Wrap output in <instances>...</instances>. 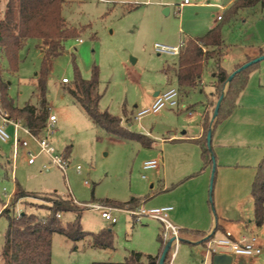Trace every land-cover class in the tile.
<instances>
[{
    "label": "rangeland",
    "instance_id": "374dc122",
    "mask_svg": "<svg viewBox=\"0 0 264 264\" xmlns=\"http://www.w3.org/2000/svg\"><path fill=\"white\" fill-rule=\"evenodd\" d=\"M184 1L66 0L63 17L67 27L77 29L78 36L66 39L63 53L50 60L46 100L50 114L57 117V123L53 130L43 135L58 151L70 150L69 167L66 175L58 169L45 172L28 164L26 150L20 151L14 163V129L11 126L7 128L11 140H0V264H3L2 250L9 226L8 216L2 215V211L10 207L9 216L12 218L22 212L39 216L47 213L22 201L11 207L18 185L31 193L45 196L57 193L70 197L84 209L80 222L86 232L98 233L107 228L114 231L115 244L111 250L92 247L90 236L73 242L54 234L52 264L122 263L132 251L157 255L161 246L158 236L163 237L160 222L148 218L138 222L130 211L113 207L112 214L117 222L111 224L102 218V211L89 207L105 206V201L125 203L132 198H139L146 208L172 206L174 212L170 221L178 228L197 225L203 210L207 218L205 224L217 220L225 233L230 232L237 239L258 238L262 253L252 257L232 255V264H264V219L261 225L256 223L251 195L255 174L250 162L252 157L240 159L241 165L234 162L237 171H222L217 167L211 192L213 165L208 175L202 171L194 175L193 172L202 167L200 147L194 142L182 141L198 133L200 114L205 112L206 97L212 88L214 67L210 65L204 72L203 86L181 90L174 72H166L169 66L177 65L179 56L159 55L154 50L156 44L180 46L192 33L201 35L198 33L202 30L196 29L200 28L201 21L213 15L223 16L221 9L196 7V3H204L207 7L215 3L222 5V0H188L190 6L180 7ZM7 2L0 0V19ZM243 12L244 20L224 24L222 29L230 46L227 62L244 56L249 48L264 53V9L257 6ZM247 36L250 40H246ZM175 38L177 43L173 44L171 40ZM46 50L41 41L27 40L19 50L17 69L12 71L0 48V65L8 83V98L14 106L32 105L40 109L36 84ZM74 59L86 80L91 79L97 67L101 110L125 121L130 118L131 131L147 134L155 140L151 148L135 141H121L93 124L68 91L74 85ZM255 74L264 90V60L258 63ZM64 78L69 83H63ZM172 87L181 91L179 107H168L140 120L135 118L139 111L151 107L156 92L163 93ZM253 100L258 102L255 96ZM183 105L189 108L185 109ZM251 116L256 119V113ZM253 132L263 135L264 128L256 127ZM163 140L168 141L163 144ZM254 147H258L256 143ZM32 149H36L35 146ZM233 150L247 153L245 150ZM184 153L188 157H184ZM215 161L217 164V159ZM190 169L192 175L187 177ZM220 210L226 215L224 220L219 218ZM174 216L186 219L184 223L190 226L181 227L177 221L174 222ZM76 218L74 212L64 213L60 218L61 225L65 227ZM219 237L222 236L219 234L216 238ZM180 239L177 262L187 249H191L195 257L200 255L203 260H208L205 245H190L184 238Z\"/></svg>",
    "mask_w": 264,
    "mask_h": 264
},
{
    "label": "trees",
    "instance_id": "16d2710c",
    "mask_svg": "<svg viewBox=\"0 0 264 264\" xmlns=\"http://www.w3.org/2000/svg\"><path fill=\"white\" fill-rule=\"evenodd\" d=\"M65 3L66 0H8L0 19V48L8 58L12 71L17 69L19 50L27 40L36 39L47 47L43 54L42 68L38 73L36 84L40 96V109L32 105L23 108L14 106L8 98V83L4 80V71L0 65V93L3 107L10 112L11 116L24 120L37 135L44 133L50 115L46 100L50 60L63 53V42L66 39L78 36L77 29L67 27L63 17ZM257 6L264 9V0H236L224 12L221 23L205 36L187 38L179 55L176 79L181 90L193 89L200 85L207 65L209 62H213L216 69L215 94L220 98L225 93L215 122L211 124L210 118L207 117V122L204 123L205 134L197 140L202 150L201 156L205 167L213 165L216 160V158L212 159L213 152L208 148L209 130L213 128L214 133L217 127L232 115L238 106L241 94L249 83L252 72L258 69V63L243 69L233 77L227 86L231 73L222 65L226 50L222 29L224 24L235 21L241 12L254 9ZM261 55L264 53L262 52ZM251 60L253 59H249L247 62ZM74 64V85L68 91L81 105L93 124L121 141H135L146 148L151 147L153 142L146 136L125 128L122 118L109 111L101 110L102 95L99 91L100 79L97 67L94 68L91 79L86 80L82 77L75 59ZM244 64L237 65L234 71L240 69ZM179 94L182 96L180 90ZM66 153L69 156L70 150H67ZM213 156L215 157L214 154ZM251 195L255 206L256 223L261 225L264 219V157L256 168ZM29 199L43 202L32 203ZM21 201L40 207L47 213L44 216H39L34 213L22 212L12 218L9 216L10 207H6L2 211V215H7L9 219L2 250L3 264H52L54 234H60L73 242L84 240L90 236L92 247L104 250L114 248L115 234L112 228L103 229L98 233L83 230L80 218L84 209L75 204L70 197H63L57 193H52L51 196L31 193L18 185L10 206L15 207ZM140 202L139 198H132L125 203L105 201L103 204L109 207L133 210L138 208ZM69 212L76 213L77 218L64 227L61 225L58 215ZM185 232L203 236L200 231L188 230H179V235L181 236ZM208 239L202 242L205 243ZM158 241L161 248L156 256L132 251L123 263L94 262L93 264H159L166 243L162 235L158 236Z\"/></svg>",
    "mask_w": 264,
    "mask_h": 264
},
{
    "label": "crops",
    "instance_id": "0c3cea01",
    "mask_svg": "<svg viewBox=\"0 0 264 264\" xmlns=\"http://www.w3.org/2000/svg\"><path fill=\"white\" fill-rule=\"evenodd\" d=\"M235 1L236 0H222V2H221L222 5H220V3H218V4L215 3V4H211V7H207L204 3H196V7L199 9H201V8H212V7L218 8V9H221L222 15H224V12L226 11V9H228ZM190 5H191V3L189 5H185L183 8L190 6ZM251 10H254V9H251ZM166 11H167V9H166ZM242 13H244V12H242ZM242 13L239 15V17L234 22H238L240 19L244 20V14L242 16ZM247 13H249V12H247ZM218 16H220V14L217 15V17H216V15H213L212 18H209L208 20H205V21H201V23L199 24L200 28L196 27V29L202 30L201 31L202 33H198L201 35H196L197 33H192V35H190L187 38H199V37L205 36L210 30H212L214 27H216L217 25H219L221 23L222 20L219 21ZM222 35H223V40H224V43L226 46L225 56L222 60V65L229 73H232L237 65L244 64L249 59H254L258 56H261L262 51H258L255 48H249V50L245 51L244 56L238 57L237 59L232 60L231 62L230 61L227 62L226 57H227V54L229 52L230 46H228L226 41H225L224 31H222ZM186 39H184V41H182V43H184L186 41ZM246 40H250L249 36H247ZM171 41L173 42V44L177 43L176 38L174 40H171ZM210 65L212 67H214V70H212V72H211V75L213 78L212 88L209 91L210 94L207 95V97H206L205 112L203 114H200V121L198 123L199 124L198 133L195 136H188V137H185L184 139H182V141L194 142L199 147H200V145L197 143V140L201 139L205 134L204 123L207 122L206 118L207 117L209 118L211 116L210 123L212 124L213 111L215 110V107H216L217 102L219 100V97L215 94L214 82L216 81V79H215L216 69H215V65L213 64V62H209L206 70L208 69V66H210ZM176 68H177L176 66L175 67L169 66L167 68L168 72H174L175 78H176ZM257 70L252 72V74L250 76L249 83H248L246 89L241 94V96L238 100V106L235 109V111L232 113V115L228 119H226L221 125H219L213 133L212 152L215 155V158L217 159V162H218L217 163L218 166L215 163L216 169H215V173H214V181L216 178L217 167H219V169H223L222 171H225L224 169H233L234 171H237V168L234 166V162H238V164H239V162H242V161H240V159L245 158V157H246V159L247 158L250 159V157H252L250 162H252L251 164H253L252 166H254V170H255V174H256V168L264 157V134L258 135L257 133L253 132V129L256 127L257 128L258 127L264 128V90L262 89V85L259 84L258 80L256 79L255 73ZM198 86H203V81ZM155 94L153 96L154 100L156 97ZM254 96L256 97L258 102L253 100ZM154 100L152 99V102H154ZM183 107L185 109L189 108V107H186L185 105H183ZM255 113H256V116H255L256 119L251 116L252 114L255 115ZM122 124L125 128H127L128 130L131 131L132 123H131L130 118H126V121L122 119ZM184 134H186V133H184ZM142 135L146 136L149 140H151L153 142L152 145L155 144V140L152 137L148 136L147 134H142ZM167 141L168 140H166V141L163 140V144L167 143ZM253 143L254 144L256 143L258 147L257 148L254 147ZM151 147H149V148H151ZM233 149H235V151H236V149L245 150V151H247V153L245 154V152H233L234 151ZM201 153H202V150L200 147V158L202 161L201 169L197 172H193L190 169L186 173L187 177L191 176L192 172L194 175L199 173L200 171H202V174H205V175L209 174L212 165L207 166V167L204 166ZM185 154L186 153L183 154L184 157H188ZM44 161H45V158H40L35 165H30V166H34V167L37 166V167L41 168V164ZM239 165H241V164H239ZM255 174H254V178H255ZM253 181H254V179H253ZM253 181H252V184H253ZM213 185H214V182H213ZM251 190H252V188H251ZM16 191H17V188H16ZM16 191H15V193H16ZM140 205H142L141 202H140ZM164 207H166V206H164ZM254 211H255V206H254ZM172 212H174L173 207H172V210L169 214V217L171 216ZM204 213L205 212L202 210L201 211L202 216L200 217L198 224L197 225H191V226L187 225V223H184V222H187L186 219H182L181 217H178V216L173 217L174 222L177 221L181 227L182 226L183 227L184 226H190L189 228H179V230L200 231L203 233V236L202 235L201 236H195L189 232L183 233L180 236V238H184L185 241H187V243H189L190 245L203 244L206 246V242L203 243L202 241H205L207 238H216L217 235H219V234H220V236H223L225 234L226 230L223 229L224 228L223 226H220L217 223V220H216V222H212L210 224L207 222V224H205V221H206L205 219H207V218L205 217L206 215ZM219 216H220L219 218H221L222 220H224L226 218L225 213H223L221 210L219 211ZM159 244H160V242H159ZM160 248H161V246H160ZM179 249H180V247H178V251H177V254H176V257L174 260V264H213V258L214 257L208 256L207 257L208 260H205V259L203 260V257L200 255H197V257H195L193 254V251H191V249L184 250L185 251L183 254L184 256L180 258L179 262H177L178 258H179V254H180ZM105 250H111V249H105ZM152 256H154V255H152ZM191 258H193V259H191Z\"/></svg>",
    "mask_w": 264,
    "mask_h": 264
},
{
    "label": "built area",
    "instance_id": "2783aa9c",
    "mask_svg": "<svg viewBox=\"0 0 264 264\" xmlns=\"http://www.w3.org/2000/svg\"><path fill=\"white\" fill-rule=\"evenodd\" d=\"M125 1V0H123ZM190 2L185 0L180 7L189 5ZM218 20H222V16H218ZM78 43H82L81 39H77ZM184 43L180 46L171 47L166 45L156 44L154 50L159 55L179 56ZM63 83H68V79L64 78ZM180 94L176 88H170L165 92H160L151 105V107L139 111L136 115V119L140 120L144 116L149 114H155L165 108H177L180 106ZM57 123V117L54 114H50L46 125L45 132L53 130ZM13 127V161L17 160V157L21 150H26L27 162L29 165H35L40 158H45V161L41 164V169L45 172H50L52 169H58L63 174L69 167V156L66 152L58 151L50 142L48 137L35 134L32 129L25 123L24 120L11 116L10 112L6 110L2 105V97L0 93V140L2 142H8L11 140V135L7 132L8 127ZM35 146L36 149H32ZM79 171L80 168L78 167ZM92 209L102 211L101 216L104 220L115 224L117 218L112 214L113 207L103 206L101 204L89 206ZM172 207H156L146 208L140 205L138 208L128 210L132 213V216L139 222L143 218H148L160 222L163 226V240L167 243L174 238L171 250L166 260V264H174V260L180 244L179 228L175 226L171 221L169 214ZM61 218V215H58ZM207 254L210 257L217 255H237L244 257H252L260 255L262 253V247L259 240L255 236L250 238L237 239L235 236L226 232L222 237L209 238L206 241Z\"/></svg>",
    "mask_w": 264,
    "mask_h": 264
},
{
    "label": "water",
    "instance_id": "95a60500",
    "mask_svg": "<svg viewBox=\"0 0 264 264\" xmlns=\"http://www.w3.org/2000/svg\"><path fill=\"white\" fill-rule=\"evenodd\" d=\"M264 60V55H261L259 56L258 58L254 59V60H251L247 63H245L240 69L234 71L231 73L229 79H228V82H227V86L231 83V80L233 79V77L238 74L239 72H241L243 69H246L256 63H259L261 61ZM226 86V87H227ZM159 94V92H157L155 94V96H157ZM225 94V93H224ZM224 94L219 98L218 102H217V105L215 107V110H214V113H213V119H212V124L215 122L217 116H218V113H219V110H220V107L222 105V102L224 100ZM212 138H213V128H211L208 132V135H207V142H208V148L210 151H212ZM212 159L215 160V157L213 156L212 154ZM215 169H216V164L214 163L213 164V172H212V180H211V192L213 190V182H214V173H215ZM181 241V240H180ZM174 242V238H172L171 240H169L166 245H165V248H164V251H163V254L160 258V261H159V264H165L166 263V260H167V257L169 255V252L171 250V247H172V243ZM232 256L230 255H217L213 258V264H232Z\"/></svg>",
    "mask_w": 264,
    "mask_h": 264
}]
</instances>
